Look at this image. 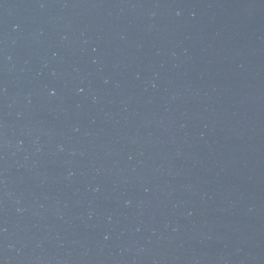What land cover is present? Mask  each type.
<instances>
[{
  "label": "water",
  "instance_id": "95a60500",
  "mask_svg": "<svg viewBox=\"0 0 264 264\" xmlns=\"http://www.w3.org/2000/svg\"><path fill=\"white\" fill-rule=\"evenodd\" d=\"M0 264H264V0H0Z\"/></svg>",
  "mask_w": 264,
  "mask_h": 264
}]
</instances>
